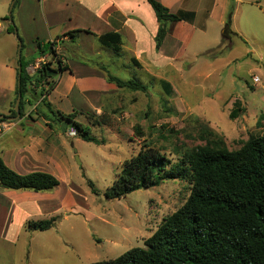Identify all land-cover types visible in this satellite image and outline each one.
<instances>
[{"label":"rangeland","instance_id":"rangeland-1","mask_svg":"<svg viewBox=\"0 0 264 264\" xmlns=\"http://www.w3.org/2000/svg\"><path fill=\"white\" fill-rule=\"evenodd\" d=\"M232 8L236 34L223 42ZM65 47L76 54L73 58L85 57L96 66L102 46L97 40L86 44L78 39ZM184 55L170 67L137 65L126 55L117 58L121 65L111 67L110 74L147 89L112 92L98 114L85 111L83 100L60 97L64 85L54 93V111L77 112L75 120L104 144L72 136L76 131L64 120L65 132L54 127L58 221L54 229L24 232L14 244L0 243V264H91L145 248L163 220L186 204L193 185L190 179L166 180L159 187L109 200L106 191L126 160L141 149H153L173 165L195 151L235 152L250 137L264 136V0H219L207 38L196 34ZM255 76L260 78L257 84ZM236 101L244 111L232 121ZM27 106L29 119H38L36 109Z\"/></svg>","mask_w":264,"mask_h":264},{"label":"trees","instance_id":"trees-1","mask_svg":"<svg viewBox=\"0 0 264 264\" xmlns=\"http://www.w3.org/2000/svg\"><path fill=\"white\" fill-rule=\"evenodd\" d=\"M19 1L16 0L15 6ZM147 2L159 23L155 38L156 50L159 51L167 35L168 24L185 18L182 14L170 13L156 0ZM233 13L232 8L222 33L223 42L235 36L231 29ZM9 30L15 32V26H10ZM79 32L72 31L67 35L74 37ZM99 41L115 52L121 49L119 34L103 35ZM39 49L41 56L50 53L61 64L51 44L44 48L39 46ZM20 61V87L16 90L9 114L4 115L0 123L16 117L14 106L19 93L22 94L20 119L25 117L26 105L37 103L45 96L37 106L36 113L38 118L50 122V129L57 127V120L61 123L64 120L72 125L82 140L104 144V141L92 135L89 127L75 120L77 113L64 115L55 112L46 102L57 85L48 75L47 68L31 76L27 72L29 63L24 62L22 53ZM132 61L136 62L134 59ZM96 66L106 72L109 83L120 89H147L139 82L125 81L110 74L102 65ZM61 70L64 72L67 69L61 66ZM243 111L242 103L236 101L230 119L237 120ZM177 179L192 181L191 195L182 208L163 220L155 233L145 241V248H133L117 259L91 264H264V136L250 137L235 152L195 151L173 165L165 154L153 149H141L135 157L123 163L116 180L106 191V198L121 199L141 189L159 187L163 181ZM89 185L92 192L97 194L93 182L90 181ZM58 186L59 181L55 176L43 172L20 175L6 166L0 157L1 188L51 192ZM57 221V217L30 221L27 227L34 231H47L54 228Z\"/></svg>","mask_w":264,"mask_h":264},{"label":"crops","instance_id":"crops-1","mask_svg":"<svg viewBox=\"0 0 264 264\" xmlns=\"http://www.w3.org/2000/svg\"><path fill=\"white\" fill-rule=\"evenodd\" d=\"M13 1L0 0V114L3 115L9 114L16 98L19 41L24 62L29 63L28 71L40 59L50 57V53L41 56L39 49L49 44L61 66L67 69L58 81L52 80L57 85L46 102L53 111L54 93L64 85L60 97L83 100L88 106L85 111L98 114L102 100L120 88L107 81L105 71L85 62V57L82 61L73 58L76 54L71 55L65 46L78 39L86 44L94 40L100 43L103 35L119 34L122 41L119 52L100 43L97 64L108 71L121 65L117 58L123 55L134 59L136 62H132L137 65L144 62L150 66L155 63L161 67L174 66L177 60L185 58L184 53L196 34L207 38L219 0H156L170 13L185 18L168 24L159 51L155 43L159 23L147 0H20L10 18ZM10 26H15L17 32H11ZM72 31L81 32L74 37L67 35ZM36 104L28 106L34 108ZM29 116L27 111L0 137V157L20 175L43 172L54 176V129L48 128V120H31ZM51 218H54V190L34 192L0 187V243L14 244L22 233L36 232L27 227L28 222Z\"/></svg>","mask_w":264,"mask_h":264},{"label":"water","instance_id":"water-1","mask_svg":"<svg viewBox=\"0 0 264 264\" xmlns=\"http://www.w3.org/2000/svg\"><path fill=\"white\" fill-rule=\"evenodd\" d=\"M15 2H16V0L13 1L12 5H11V8H10V12H9V17L10 18L12 17V10H13V7L15 5ZM15 32H17L16 29H15ZM19 43H20V47H19V51H18V60H19V65H18V88L20 87V75L22 73V64H21V61H20V59H21V46L22 45H21L20 41H19ZM47 73H48V75L50 77H53V78L61 75L62 74L61 64L59 62H57V69L49 68ZM21 101H22V94L19 93L18 97L16 99V102H15V106H14V110L17 113V115L14 118H9L8 121L14 122V121L20 120V117H21V115H20V104H21ZM4 118H5L4 115H0V121L3 120ZM56 125L61 128L62 132H65V129L67 127L66 123H61L60 120H57L56 121Z\"/></svg>","mask_w":264,"mask_h":264},{"label":"built area","instance_id":"built-area-1","mask_svg":"<svg viewBox=\"0 0 264 264\" xmlns=\"http://www.w3.org/2000/svg\"><path fill=\"white\" fill-rule=\"evenodd\" d=\"M57 60L55 58H53L52 56L50 57H44L42 59H40L39 61H37L33 66H31V68L29 69V71L27 70V72L29 73V75L34 76L36 75V73L39 70H42L44 68H52L54 69V63L57 65ZM260 82V78L255 76L253 77V83L257 84ZM45 90H47V87H45ZM45 99V96L41 97L40 100L37 102V104L35 105V109L37 108V106ZM11 127L10 122H2L0 123V137L5 133V131L9 130V128ZM72 136H76L77 133L76 132H72L71 133Z\"/></svg>","mask_w":264,"mask_h":264},{"label":"flooded vegetation","instance_id":"flooded-vegetation-1","mask_svg":"<svg viewBox=\"0 0 264 264\" xmlns=\"http://www.w3.org/2000/svg\"><path fill=\"white\" fill-rule=\"evenodd\" d=\"M57 69V68H56Z\"/></svg>","mask_w":264,"mask_h":264}]
</instances>
